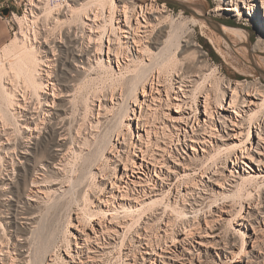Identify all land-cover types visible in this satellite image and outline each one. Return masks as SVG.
<instances>
[{
    "label": "rangeland",
    "instance_id": "rangeland-1",
    "mask_svg": "<svg viewBox=\"0 0 264 264\" xmlns=\"http://www.w3.org/2000/svg\"><path fill=\"white\" fill-rule=\"evenodd\" d=\"M48 2H50L49 4H51L53 8L56 5L54 0H48ZM59 2L63 5H61L62 9L67 5L63 10L67 12L68 4L73 1L60 0ZM150 2L151 0H134V7L140 10L141 5L145 6ZM155 3L166 5L167 11L163 13L165 15L163 18L166 19L164 21V26L167 25L171 30L174 29L175 26L177 28L180 26V28H178L179 30L177 28L174 30V32H176L177 29V33L179 32L180 34L189 29L188 31L192 32V35H194L192 39L195 38L194 40L198 43V48L202 52V61L197 63L205 65L203 67L204 77L202 76L198 81L196 79L195 85L190 86L194 88H188L189 90L192 89L191 97H193V92L198 96L197 105L193 103L194 112L188 109V112L190 111L192 116L194 115L193 122L196 112L199 113L200 109L204 108V94L200 95L201 90L204 89L203 85H200L201 82H205V85L209 87L210 95L214 100H217V98L221 96L222 88L229 82L240 81L243 82L244 85L261 86L264 89V9L261 7L262 0L256 1L254 10L243 7L244 4L241 3L242 14L240 17L230 14L229 11L225 9L219 12L213 10L219 4L227 6L229 3L227 0H156ZM107 7H109L108 3ZM36 11L41 13L40 9H36ZM21 13L22 9L20 8L19 15H21ZM108 14L109 11L105 10V14L103 16L101 15L102 17L100 16L101 18L95 22L87 18L85 19V14L83 13H80V15L71 14V16L61 14L59 15L60 21L53 20L54 17L52 16L56 14L50 15L49 18L47 15L46 19L40 17L42 19L39 18L40 21L37 22L39 23V28L35 27V29L39 30V34L33 31L34 28H32L31 22L27 20L22 21L23 24L21 28L17 23L11 22V24H9L6 20L0 18V32L4 31L6 34V38L3 43L0 44V60L4 63L5 67L8 68L0 84L5 83V86L8 88L10 87V89L6 87L9 91H19L16 92V98L18 99L15 98L13 107L12 104L10 105L9 102L6 101L8 96L0 92V110L2 108L1 112L4 110L6 112V115H3L5 112H3V114L1 113L3 118L0 119H2L3 123H9V125H7L10 127L9 130L13 138L19 141L21 146L26 145L30 148H32L35 141H41L43 132L47 129L51 121L59 123L60 126H65L64 131L66 133V136L64 135L65 137L56 134V138L59 139L62 137L65 138L64 141L66 140L64 144L65 157L61 160L58 159V162L56 161L55 168H53L52 165V170L54 171L48 172L49 177L48 173L44 172L34 175L39 182L35 185H31L34 189L32 193L35 194V196H33L35 200H32L33 206L30 208V211H32L31 215L33 216L30 221H27L28 223H18L16 226L19 228L12 224L10 217L12 216L10 209L11 197H15L16 199L17 196L9 192V188L4 181H11L12 178L16 179V172L18 171L17 164L23 162H19L21 159L17 150L9 149V151L5 152L2 145H0V153L2 154L1 156H3V158L0 157V245L4 246L3 248L5 250L3 254L0 255V264H2V257L6 259L5 264H12L14 256H16L18 262L16 254L19 250H15L13 246V241L17 238H21L20 241L22 240V242H24V247L21 251L22 257H24L22 264H133V259H138V264H142V255L145 253L148 246L147 244L152 243L153 246H156L158 244H165V240H167V243H171V238L169 236L173 234V231L183 228L184 222H192L194 213L191 211V206L196 200V202L199 203L193 205L201 210L203 209L202 211L200 210L198 214V220L201 223L200 227L206 226L204 220L206 216L209 219L208 221L212 223L213 228L212 230L208 229V235L202 238V244L194 242L193 246L190 245L191 253L194 255L192 260H194L196 264L199 262V258L201 262L198 264H241L240 259L248 252L251 255L252 253L250 252L253 251V245L261 244L264 238V215L258 213L255 218L250 219L252 225L246 223L247 220L244 218L242 220V217L247 215L249 209H252L251 206L255 205V202H253L249 207V202L251 201L252 203L257 197H263L264 195V172L261 174L258 173L260 177H257L256 180L244 181L242 179L243 176L245 174L247 175V172L251 169L244 166L247 169V171L244 172V167L240 163L241 165L239 164L237 168L239 172H236V174L240 176L236 177L231 185H229L230 181L228 180L227 183H225L227 188L223 189L218 185L211 184L209 175L213 174V170L215 171L217 167H219L221 173L224 172V174L229 175L230 169L234 166L235 157L232 156L233 152L238 151L239 154L241 153V151L237 149L238 147H242V145L240 144L234 147V142H232L231 139L228 141V145L223 144L221 141L217 144V140L213 139L215 149L212 145L205 156H203L201 145L198 146V153H196L199 155V158L195 157L196 153H194L190 146H186L185 151L188 153H182L181 151L183 154L182 159L186 163H189L194 169L187 170L188 172L186 171V173H189L187 175L184 174L185 169L183 167L179 168L180 175L182 174L181 176L179 175L180 177L172 174L171 185L161 188L162 192L158 189V193L152 195L151 198L148 197V199H145L148 203L146 202L142 208L137 207L136 210L133 209L134 212L119 207V210L115 211V214H118L116 216L114 213L110 212L114 210L107 211L110 203L108 207L105 202L101 203L102 199L103 201L107 199L108 192L112 188V183L109 182V180L107 181V179H109L107 176L110 174L114 180L116 174V179L120 175L115 164L117 157H120L119 154L124 157L132 155L133 148H129L131 141L138 143V145L140 143L137 134L139 121L135 116L139 115L141 108L137 105L138 102L135 100L141 101L144 99V96L142 95L141 89L138 93H134L133 89H135V87L133 88V85H141L149 76L151 77L154 75L153 77H156L154 81H156V85L160 86V89H162L161 93L165 98L166 89H171V70L177 65L180 66L181 63H187V65H191L192 63L193 65V58L191 59L190 57L192 56L188 54H191L190 51L192 49L194 50V47H189L188 49V47L185 48V46L182 45L183 47L180 46L179 49L166 51L165 53L167 54L164 53L162 55L164 58L162 57L159 59L158 57H160V55H158V57L151 56L149 57L150 59L145 57V63H133L129 61V67L123 65L121 66L122 68L118 65L115 57H112L113 61L109 63L107 61V54H105L104 50V52L100 54V56L103 57L102 59H104V61H100L101 64L97 59L99 57L98 53H96L97 45L100 42L98 40L99 36L101 37L104 26L107 31H112V23L116 24L115 22L110 23V18L106 16ZM79 16H81V18ZM170 20L173 26L170 25ZM81 21L83 22L81 23ZM25 22H29V24ZM84 22L86 23L83 24ZM76 23L79 24L76 25ZM152 23L155 29L158 26L157 22L153 21ZM98 24L101 25L100 28H98ZM80 27L81 29L79 31ZM182 27L184 28L182 30L183 32L180 30ZM82 28H84L86 33V48L91 50L88 57L86 56V67L88 69L86 68V74L81 76L78 83L80 86L77 85L72 91L74 98L71 97V100L67 102L63 100L64 97L60 99V101L62 100L61 102L66 104L68 111L53 118L41 111L47 107V105H43L47 94L52 93L51 89L53 83H55L53 71L56 72L60 66L56 59H54L58 57V55H53V49L57 51L58 45L61 44L68 46L70 42L67 35L70 33L73 37L77 35V37H79ZM234 30L239 31L235 32ZM18 31L22 32V34L25 32L27 34L26 36L30 34L29 36L31 39L26 36H24V40L26 41H21L19 39L21 42H25L22 43L24 44L22 46L29 45V48L34 51L35 55L42 58L38 65H36L37 69L40 71L36 74V79L40 78L44 84H42L43 87L41 85L38 90L39 94L34 93L36 91L34 86H32V83L26 78L27 73L24 72H26L25 70L27 69L24 68L25 66L22 65L21 62H17L18 58L16 57L21 55L20 47L22 48L21 50H23V47L19 44L21 42L16 38V33H18ZM100 31L102 33H100ZM35 33H37L38 37L36 38L39 39L41 43L35 40ZM21 37L23 36H20V38ZM55 39H63V43H56L54 42ZM29 40L31 42L33 41V43ZM45 40L48 45L45 43ZM82 41L83 39L80 40L79 43ZM55 44L57 46H55ZM8 46H10V48ZM13 47L14 52H12L13 50H7L8 48L13 49ZM16 48H18L20 52H18ZM45 50H48L49 57H47V52H45ZM193 50L192 53L194 54ZM57 53H59V51ZM12 54H14V56H11ZM10 56L13 58H10ZM11 61H16L18 64L21 63L20 65H16L15 62H13L18 66L15 67V69L19 72H16L12 67L14 64H12ZM166 62L172 66L170 67ZM147 63L149 65H146ZM22 66L25 70L21 69ZM34 66L35 64L33 67ZM161 69L163 70L164 78L162 84L158 85V70ZM22 70L23 72H21ZM46 70L48 71L46 72ZM26 80H28V82ZM23 81H25V83ZM29 85L31 87H29ZM24 87L28 89H26L27 93L25 92L26 99L25 97L23 99L22 94ZM56 87L58 88V86ZM147 88L150 89V86L147 85ZM33 89L34 91L32 92ZM170 93L173 95V91H170ZM4 94L5 96H3ZM1 99H4L3 102ZM39 100L43 103L41 104ZM16 101L22 103L28 102L27 104L29 106L30 103H33L30 107H34L31 109L41 114V120L38 119L40 126L38 130L31 132L32 134L27 131L23 116H20L21 110L24 107H21L20 104H16ZM57 101H59V99ZM159 102L158 99L153 102L152 99L148 100V103H151L149 109L146 107V104L143 103L146 109L144 112L145 120L149 122L148 126L156 129L155 132H152L150 137L152 144L149 143L158 156L163 153L164 145H166L165 143H169V145L166 146L170 148L171 145V151L176 152L174 147L177 143L175 140L176 133L170 115H178L173 108L169 109L166 106L164 108L163 106L159 107ZM260 102L261 100L259 103ZM131 108H135L136 115L130 111ZM162 108L166 113L170 114L163 116ZM34 109H39V111ZM127 110H129V112ZM42 116L44 119H42ZM245 118V121L248 122L249 114H247ZM61 121H64V125ZM2 122L0 121V132L3 129L2 125H4ZM19 123L23 125L20 126ZM32 125L33 127L35 126L34 124ZM248 127V123L243 127L245 133L243 140L247 138L246 133L248 132ZM188 129H190V127H188ZM141 131L144 134V138L147 140L146 132L143 129ZM255 131L256 128H254V132ZM181 138H183V136H181ZM255 138L257 139V134ZM147 141L143 143V146ZM169 141H171L172 144ZM235 143L239 144L240 142L236 140ZM157 144H160L161 148H159ZM219 145L221 146L220 149L218 148ZM247 147H250V143H247ZM116 150H118V153H116ZM36 153L35 156L44 163L43 165H45V168L51 170V165L49 166L48 163V160L53 157L51 152L44 146H38ZM164 155L169 158L170 153L167 154L166 152ZM245 160L248 165H252V167L255 166L249 159L246 158ZM216 163L218 165H216ZM256 171H258V169H256ZM253 173L254 171L252 174ZM215 177L218 176L216 175ZM14 179L12 180L15 181ZM28 182L32 184L31 176ZM197 184L198 188L196 186ZM204 184H207V189L203 191L202 187ZM121 190H123V188ZM116 193L120 196V190H116ZM119 198L120 199H117L121 200V196ZM152 200L156 202L151 203ZM20 203L22 206L23 202ZM126 203L128 205V201H126ZM115 204L117 205V202H115ZM241 205H244L242 216L237 215ZM221 206L225 207L222 212H219V207ZM152 212L155 213V215H151ZM210 212L211 214L213 213V216H210ZM113 214L117 218H110L113 217ZM220 214L221 216H219ZM247 217L248 216H246V218ZM123 218L129 224L126 222L127 227L121 225L118 227L116 226L119 230L118 234L112 231L110 234L108 233V235H101L100 242L96 241L86 244L85 236L87 232L93 236L92 240L95 241L94 238L96 237L93 233V226L101 229L102 226L105 227L108 224L111 226V219L115 224L121 219L125 222ZM254 227H256L255 229L257 230L258 236L257 234L255 235L256 230ZM197 230H199V228H197ZM197 230L195 229L194 232ZM200 230L203 229L201 228ZM195 236H197V234ZM199 239L200 238H198V240ZM256 248L258 249V245ZM225 249H228L227 253ZM157 250L158 253L163 252V250L158 247ZM191 253H186V257H184L186 264H191L189 260ZM255 254L256 255L252 258L257 259V264H264V253ZM244 258L245 261H243L242 264H247L248 257ZM179 264H182V262Z\"/></svg>",
    "mask_w": 264,
    "mask_h": 264
},
{
    "label": "bare ground",
    "instance_id": "bare-ground-1",
    "mask_svg": "<svg viewBox=\"0 0 264 264\" xmlns=\"http://www.w3.org/2000/svg\"><path fill=\"white\" fill-rule=\"evenodd\" d=\"M39 1L40 2L31 1L30 4L33 7L40 9L41 13H39L38 11L35 12L33 10V12L29 16L28 15L20 16L17 14L14 15L13 20L16 23H18L19 26H21V28H22V24H23L22 21L23 20H27V21L31 22L32 26L38 27L39 23H37V22L40 21V19H42L40 17H44L46 19L47 15L49 18L50 15H52V14H56V15L55 16L53 15L52 17H54V19L53 18H51V19L60 21L59 15H61V14H63V15L67 14V16L68 15L71 16V14L72 15L73 14L74 15L75 14L80 15V13H83V14H85V17H84L85 19L87 18V19L95 22V21H98L99 18H101L105 14V10L109 11V14L106 16H108L110 18V20H111L110 23L115 22L116 24L112 23L113 24L112 31H109V30L107 31L105 26H104V31L102 30L103 33L100 31V33H102V34H101V37L99 36L98 40L100 42L97 45V52H96V53H98V56H99L97 58L99 62L104 61V59H102L103 57L100 56V54H102L104 52V50H105V54H107V58H108L107 61L109 63H111L113 61V58L115 57V59H117L118 65L121 67L123 65L128 66L129 61L133 62V63L134 62H136V63L142 62L143 63L145 57H148V59H150L149 57H151V56L158 57V55H160V57H158L160 59L163 57L162 55L166 51H170L173 49H179L180 46H182V45L185 46V48L188 47V49H189V47H194V50L191 48L193 50L194 54L192 53V50L190 51L191 54L190 53L188 54V55L192 56V57L189 56L191 59L193 58V65H192V63H191V65H189V64L187 65V63L186 64L181 63L180 66L177 65L176 67H174L171 70V72H170L171 73V80H170L171 89L170 88L166 89V97L165 98H164V96H162V93H161L162 89H160V86H157L156 81H154V80H156V77L155 78L153 77L154 75H152L151 77L149 76V78L144 80V82H142L141 85L134 86L132 84L133 88L135 87V89L131 88L134 90V93H138V91L141 89L142 95L144 96V99L141 101H138L137 99L135 100L136 102H138L137 105L141 108L139 115L135 116L136 119H138V121H139L138 127H137V134L139 136L138 140L140 141V143L138 145V143L131 141L129 148L130 147L133 148L132 155H127V157H124L121 154H119L120 157H117L115 164L117 166V170H119V172H120V175H119V177H117V179H116L117 174L114 176V180L112 179V176H110V174L108 176L106 175L109 178V179H107V181L109 180V182L112 183V188L108 192L107 199H105L104 201L102 199L101 203L105 202L107 207L110 203L111 206L109 205V208L107 209L108 212H109V210H114V211H110V212L115 214V211H118L119 207L125 208L124 210H127V211H128V209H129V211H133V209L136 210L137 207L142 208L146 204V202L148 203V201L145 199H148V197L151 198L152 195H155V193H158V189H160V191H161L162 190L161 188H164L165 186L171 185L172 174L178 175V176L180 175V169L179 168L183 167L185 169L184 174H187V175L189 174V173H186L187 170H193L194 169L193 167H191L189 165V163H186L182 159L183 158L182 153H186V154L188 153L185 151L186 146H190L192 148V150L194 151V153H196V152L198 153V149H199L198 146L201 145V149L203 150V156H205L206 152L208 151L209 148L212 147V145L214 148V144H213L214 140L213 139L217 140V144L219 141H221L225 145H228L229 144L228 141L231 139V141L234 142V144H233L234 147H237L240 144L242 145V147H240V148L238 147V149H237V150L241 151L240 154L238 153V151H235L232 154V156L235 157V160H234V166L230 169V174L229 175L224 174V172L221 173V169L219 170V167H217V169L215 171L213 170V174L209 175V181L211 182V184L218 185L219 187H221L223 189L227 188L225 186V183H227L228 180L230 181L229 185H231V183L234 181V179L236 177L240 176V175L238 176V174H236V172H239L237 168H238V165L240 163L243 165V167L247 166V168L251 169L250 171L247 172V175L244 173L245 175L242 178L244 181L245 180L246 181L247 180L248 181L256 180L257 177H260V176H258V173L261 174L264 172V113H263L264 89L261 86H250V84L244 85V83L240 82V81L229 82L228 84L225 85L224 88H222L221 96L219 98H217V100L216 99L214 100V99H212V97L210 95L209 87H207L205 85V82H201L200 85H203L204 89L201 90L200 95L204 94V108L203 109L201 108L199 113L196 112L195 119L193 122L194 115L192 116L191 112L190 111L188 112V109H191L192 112H194L193 103H195L197 105V101H198L197 97L198 96L195 92H193V97H191L192 89L189 90L188 88H194V87H190V86L195 85L194 83L196 82V79L198 81L199 78H202V76L204 77V68L203 67L205 65L197 63V62L202 61L201 60L202 52L198 48L199 45H197L198 43H196V41L194 40L195 38L192 39L194 35H192V32L188 31L189 29L186 32H183L182 30L184 28L182 27L180 30L183 33L180 34L179 32L177 33V31L179 30L178 28H180V26H178V28H177L174 25L175 28L178 29V30L176 29V32H174L175 28L172 29L173 30L172 31L167 25L166 26L169 28V30L166 26H164L165 25L164 21L166 19L163 18V17H165V15L163 13L167 11L165 4H163V5L156 4L155 3L156 0H151L150 3H148L145 6L141 5L140 10H137L134 7V0H72L73 1L72 3L71 2L69 4L67 3L68 4L67 12H64L63 10L65 9V7L67 5L63 7L64 9H62L61 8L62 3L60 4V2H59V4H57V6L55 5L53 8L51 6V4H49L50 2H48L47 0H39ZM107 1H110V2H107ZM220 1H222V0H220ZM223 1H226V0H223ZM227 1L229 2L227 6H222V4H219L213 10L216 12H219V11H222L225 9V10L229 11L230 14H233V15L240 17V15L242 14L241 3L244 4L243 7L254 10L257 0H227ZM107 3L109 4V7H107ZM261 7L264 9V0H262ZM86 13H87V16H86ZM31 17L32 18L34 17L36 19H34V18L32 19ZM79 17L81 18V16H79ZM171 19H173V18H171ZM153 21H156L157 25H158L155 29H154L155 26H153V23H152ZM172 21H174V20H172ZM29 22H25V23L29 24ZM82 22L83 21H81V23ZM43 23H44V21H43ZM85 23L86 22H84L83 24H85ZM59 24H60V22H59ZM78 24L76 23V25H78ZM83 24H81V25H83ZM46 25H48V24H46ZM98 25H99L98 28H100L101 25L100 24H98ZM154 25H156V24H154ZM170 25H171V20H170ZM178 25H179V23H178ZM171 26H173V25H171ZM51 27H53V26H51ZM84 28H82L81 35L79 37H77L78 35L73 37L70 33L67 35L69 42H70V44L68 46L61 44V43H63V39H59V40L55 39V41H54L56 43L61 42L60 43L61 45H58L57 51L55 49H53V51H54L53 55H58V57H56L54 59H56V61L59 63L60 66L58 67L56 72L53 71L54 77H55L54 78L55 83H53V86L51 89L52 93L47 94V97L45 98V102H44L45 104L42 102L43 105H47V107H45L43 110H41L44 112V114H47L48 116H51L53 118H56L57 116L61 115L62 113H65L68 111L66 104H64V102H61L62 100L60 101V99L64 97L63 100H65L66 102L71 100L70 98L73 97V95H74L72 92L74 87L79 85L78 83L81 79V76L83 74H86V70L88 69L86 67V56L88 57L91 50L89 48H86V41H85L86 33H85ZM171 28H173V27H171ZM187 28H189V27H187ZM80 29H81V27L79 28V31H80ZM33 31H34V29H33ZM234 31L236 32L239 30H234ZM34 32H38V34L40 33L39 30H37V29ZM16 35H17L16 38H18V40L20 39L22 41L25 38L24 36H26L27 34L25 32H24V34H22V32L18 31V33H16ZM29 35L30 34H28V36H26V37L31 39ZM34 35H35V40L37 42L39 41L41 43V41L36 38V37H38L37 33H35ZM20 36H23V37H21L22 39L20 38ZM82 39H83V41L81 43H79L80 40H82ZM24 41H26V40H24ZM24 41L19 43V44H21V46L24 45V44H22V43H25ZM31 43H33V41ZM45 43L48 45L46 40H45ZM84 43H85V45H84ZM55 46H57V45L55 44ZM8 47L10 48V46H8ZM22 47H23V50H21L22 48L20 47L21 52L18 49L19 47L16 48V50H18V52H20V54H21V55H19V57H16V58H18L17 62L19 61L22 63V65L25 66L24 68H26L27 70L23 69V66L21 69L26 71V72H24V73H27L26 78L32 83V84L31 83L30 84L32 86H34V88L36 90L34 93L39 94L38 90L40 89L43 82H42V80H40L39 77H38L39 79H36V77H37L36 74L40 72L37 69L36 65H38L39 61H41L42 58L36 56L34 51H32L29 48L30 47L29 45L22 46ZM9 48L7 49L8 51L13 50L12 52H14V47H13V49H9ZM106 49H107V52H106ZM58 51H59V53H57ZM18 52H16V53H18ZM45 52H47L46 53L47 57H49L48 50H45ZM9 53H11V52H9ZM165 54H167V53H165ZM168 55H169V53H168ZM11 56H14V54H12ZM11 56H10V58H13ZM8 57H9V55H8ZM14 60H16V59H14ZM157 61H159V60H157ZM13 62H15L16 65L21 64V63L18 64L19 62L16 63V61H13ZM13 62L11 61L12 64H14ZM174 63H173V65H174ZM15 64H14V66L12 65V67L14 69H15V67H18ZM34 64H35V66L33 67ZM167 64H169V63H167ZM146 65H149V64L147 63ZM169 66H170V64H169ZM169 66H167V67H169ZM7 69L8 68H6L4 63L0 60V81L1 82H2L5 74L7 73ZM19 69H20V66H19ZM23 70L21 72H23ZM15 71H16V69H15ZM47 71L48 70H46V72ZM158 71L159 72H158L157 82L159 85V84H162L164 76H163V72H162L163 70L162 69L158 70ZM169 71H170V69H169ZM12 72H14V71H12ZM16 72H19V71H16ZM18 77H20V76H18ZM8 78H9V76H8ZM204 79H207V78H204ZM28 80H26V81L28 82ZM15 82H16V80H15ZM23 82L25 83V81H23ZM131 83H133V82H131ZM137 84H138V81H137ZM0 85H1L0 86V89H1L0 92L5 93L8 96L6 101H8L10 105L12 104V107H13V104H14V101H15V98L17 95L16 92H19V91L14 92L13 90H10V91L7 90L8 87L5 86L6 85L5 83L0 84ZM43 85H42V87H43ZM147 85L150 86V89L147 88ZM56 86H58V88ZM22 87H23V83H22ZM27 87H24V90L22 93L23 99H24V97L26 99L25 92H26ZM29 87H31V86L29 85ZM12 88H13V86H12ZM8 89H10V87ZM33 91H34V89L32 90V92ZM170 91L171 92L173 91V95L170 93ZM230 92H231V95H230ZM2 93H1V95H2ZM5 94L3 96H5ZM50 95H51V98H50ZM66 96H68V97H66ZM16 99H18V98H16ZM58 99H59V101H57ZM150 99H152V102L154 100L158 99L160 101L159 107L163 106V108H164L166 106L169 109L173 108V110L175 109V111L178 113V115H172V114L170 115L171 120H173V127H174L175 133H176V139L175 140L177 143L176 144L174 143L175 144L174 147H175L176 152L171 151V148H172L171 145H170V148L167 147L169 145V143H165L167 146L164 145L165 147H164L163 153L158 156V155H156L155 150L150 145V143L152 144V142L150 141L151 140V138H150L151 134L153 131L155 132L156 129H154V127L148 126L149 122L147 120H145L146 118H145V113H144L146 109L143 106V103H144V104H146V107H148V109H149V107H151V103H148V100H150ZM3 100H2V102H3ZM260 100H261V102L259 103ZM39 102H40V100H39ZM27 103H22L20 101H16V104H20L21 107L22 106L24 107L21 110L20 116H23L24 125L26 126L25 128L27 129V131H29L31 133V132H34L35 130H38V127L40 126L39 125L40 122H38V119L41 120V116H40L41 114L39 112L33 111L31 109L34 107L33 105H32L33 107H30L31 104H33V103H30V106ZM41 104H40V106H41ZM35 108H37V107H35ZM163 108H162L163 116L170 114V113H166V111L163 110ZM3 109H5V108H3ZM1 110H2V108H1ZM1 110H0V118H3L1 116V113L3 114V112H5V110L2 112H1ZM34 110L39 111V109H34ZM129 110H127V111L129 112ZM130 111H132L134 114L136 113L135 108H131ZM247 114H249L248 122L245 121V119H246L245 116ZM3 115H6V112ZM5 118H6V116H5ZM53 118H52V120H53ZM64 118H62V119H64ZM42 119H44L43 116H42ZM0 121L2 122V119H0ZM65 121H66V118H65ZM51 122L47 126V129L43 132V136H42L41 141H38V140L35 141L32 148H30L29 146H26V145L21 146L19 144V141H16V139L13 138V135L9 130L10 127H8L9 123H5V122L3 123L2 122L4 125H2L3 129L0 132V145H2L5 152L9 151V149L17 150V152L20 156V159H21L19 162H23V163L17 164V170H18L16 172L17 178H16V176H15L16 179L12 178L15 181H13L12 179H11V181L6 180L7 183L4 181V183L9 188V192L14 193L15 196H17L16 199H15V197L10 196L11 197L10 209H11V214H12V216H10V217H11L12 224H14L15 226L18 225V223H22V224H23V222L28 223L27 221L28 220L30 221L32 219L33 215H31L32 211H30V208H32V206H33L32 200H35L33 197V196H35V194L32 193L34 191V189L31 185H35L39 182V180H37L36 176H34V175H36L40 172H44V173L49 172L50 173L51 171H54L52 169L56 167V165H55L56 161L58 159L61 160L63 157H65L64 156V153H65L64 144H65L66 140L64 141L65 138H62V137L66 136L65 135L66 133L64 131L65 126L64 127L62 125L60 126L59 123H55L54 121H51ZM196 123H197V125H196ZM246 123H248L249 127H248V132L246 133L247 138L245 140H243V137L245 134L243 127ZM19 124H20V126L23 125L22 123H19ZM32 124H34L35 126L33 127ZM63 125H64V123H63ZM188 127H190V129H188ZM254 128H256L255 132H254ZM142 129L146 132V134H147L146 138H148L147 139L148 141L144 138V134L141 131ZM56 134H59L61 136L63 135V136L58 139V138H56ZM256 134H257V139L255 138ZM181 136H183V138H181ZM70 137H72V136H70ZM236 140H239L240 143L236 144L235 143ZM146 141H147L146 144H148V145L144 144V146H143V143ZM169 142H171V141H169ZM74 143H75V140H74ZM247 143H250L249 148L247 147ZM171 144H172V142H171ZM157 145H159V148H161L160 144H157ZM38 146H44L46 149H48L51 152V155H53V157L48 160L49 166L51 165L50 166L51 170L46 169L45 165H43L44 163L41 162L35 156L37 154L36 149ZM220 147L221 146L219 145L218 148L220 149ZM181 151H182V153H181ZM164 152L165 153L167 152V154L170 153L169 158L164 155L165 154ZM116 153H118V150H116ZM140 153H141V156H140ZM197 153L195 154V157L199 158V155ZM1 155L2 154L0 153V157L3 158V156H1ZM246 158L249 159L255 166L252 167V165L251 166L248 165L247 161L245 160ZM189 159H190V155H189ZM229 159H231V158H229ZM232 162H233V160H232ZM52 165H53V168H52ZM122 165H123V168H122ZM216 165H218V164L216 163ZM245 167L243 168L244 172L247 171V169ZM164 168H165V170H164ZM256 169H258V171H256ZM203 171L207 172L205 170H203ZM253 171H254V173L252 174ZM153 172H154V174H153ZM49 173H48V177H49ZM210 173H211V171H210ZM7 175H8V173H7ZM153 175L155 176V178ZM216 175L219 178L215 177ZM254 175H257V176H254ZM30 176L32 179V184H29V182H28ZM4 177H6V176H4ZM156 177H157V179H156ZM258 183H259V181H258ZM22 186H23V188H22ZM196 186L198 188V184ZM209 187H211V186H209ZM122 188H123V190H121ZM206 189H207V184H204L202 187V190L204 191ZM116 190H118V191L120 190L119 194L121 196V200H118V199H120L119 198L120 196L117 195ZM194 190H196V189H194ZM130 192L133 194H131ZM156 196H157V194H156ZM128 197H130V198H128ZM9 200H10V198H9ZM126 201H128V205H127ZM196 201H194L193 204L199 203ZM225 201H227V200H225ZM20 202H23L22 206L20 205L21 204ZM115 202H117V205L115 204ZM153 202H156V201L152 200L151 203H153ZM253 202H255V205L251 206L252 209H249L247 215L242 217V220L244 218L245 220H247L246 223H248L250 225H252V221H250V219L255 218L256 214L259 213V214L264 215V195H263V197H261V196L257 197V199L252 201V203L250 201L249 207H250V204H253ZM193 204L191 206V209H192L191 211L194 213V215H193L194 219L192 220V222L191 223L184 222L183 228L176 230V231H173V234L171 236H169L171 238V243H167V240H165V244L164 243L158 244L156 246H153L152 243L147 244L148 246L145 250V253L142 255V260H143L142 264H146V263H150V264H179L181 262H182V264H186L185 263L186 260L184 257H186V253H191L190 245L193 246L194 242L202 244V240H203L202 238L204 236L208 235V232H209L208 229L212 230V228H213L212 223L210 221H208L209 219L206 216L204 218V220L206 222V226L200 227L201 223L198 220V214L200 213L201 209L197 208ZM224 207L225 206L219 207V212L220 211L222 212ZM107 211H105V212H107ZM242 211L244 212V205H241V208H239L237 215H241ZM114 214H113V217H110V218L114 219L118 215V214L117 215L115 214L116 216H114ZM151 215H155V213L152 212ZM211 215L213 216V213L211 214V212H210V216ZM219 216H221V214ZM246 216H248L249 218L247 217L248 218L247 219ZM118 217H120V216H118ZM149 218H150V216H149ZM153 219H155V218H153ZM21 220H23V221H21ZM263 220H264V217H263ZM111 221H112V219H111ZM111 221H110L111 226L108 224L105 227L102 226L101 229L95 228V226H93V228H92L93 233H94V236L96 237V238H94L95 241L92 240L93 236L87 232V234L85 236L86 239L84 238L86 241V244L91 243V242H96V241L100 242V239H101L100 236L101 235H103V236H105L104 234L108 235V233L110 234V232H112V231L118 234L119 230H118V228H116V226L118 227L121 225V226L125 227L126 222H127V221H125V219H124L125 222H123V220L121 219L115 224L113 223L114 221H112V222ZM16 227L19 228L18 226H16ZM197 228H199V230H197ZM201 228L203 230H200ZM255 228L256 227H254V229ZM195 229L197 230L196 231L197 233L194 232ZM146 232H148V231H146ZM196 234H197V236H195ZM256 234H257V230L255 231V235ZM257 236H258V234H257ZM19 237H21V236H19ZM109 237H110V235H109ZM167 237H168V235H167ZM198 238H200V239L198 240ZM20 239L21 238H17L13 241L14 242V245H13L14 249L19 250V251L16 254L18 262L16 260V256H14L12 259V261H13L12 264H22V261L24 259V257H22V252H21L22 248L24 247V242H22V240L20 241ZM1 240H2V238H1ZM257 245H258V249L256 248ZM3 247L4 246L0 245V252H1L0 255L3 254V251H5ZM157 247L159 249H162L163 252L158 253ZM225 252L227 253L228 249H225ZM250 253H252L251 254L252 256L249 254V252L244 256V257H248L247 264H252V262H253V264H257L258 263L257 259H253L252 257L256 255L255 253H257V254H263L264 253V238H263L261 244H256V245L254 244L253 245V251H251ZM193 256L194 255L191 253L190 258L189 257L188 258L191 261V264H196L194 262V260H192ZM226 257H228V256H226ZM244 257H242L241 259L239 258L241 264L243 263V261H245ZM133 260H134L133 264H138V259H133ZM5 261H6V259H4L2 257L1 258L2 264H5ZM198 261L201 262L200 258ZM200 264H202V263H200Z\"/></svg>",
    "mask_w": 264,
    "mask_h": 264
},
{
    "label": "built area",
    "instance_id": "built-area-1",
    "mask_svg": "<svg viewBox=\"0 0 264 264\" xmlns=\"http://www.w3.org/2000/svg\"><path fill=\"white\" fill-rule=\"evenodd\" d=\"M31 1L40 2L39 0H8L5 5L0 4V16H1V18L6 20L7 23L11 24V22L12 23H16L13 20V17H14L15 14L19 15V9L20 8L22 9V13H21L20 16H26V15L29 16L33 12V10L35 12H37L36 9H38V8L33 7L32 5H30ZM54 1H55L56 5H57V4H59L60 0H54ZM23 5H24V7H23ZM4 6L9 7V9H10V12H9L8 15H4L2 13V9H3ZM32 28H34V31L36 30L34 26H32ZM37 28H39V26Z\"/></svg>",
    "mask_w": 264,
    "mask_h": 264
},
{
    "label": "crops",
    "instance_id": "crops-1",
    "mask_svg": "<svg viewBox=\"0 0 264 264\" xmlns=\"http://www.w3.org/2000/svg\"><path fill=\"white\" fill-rule=\"evenodd\" d=\"M8 0H0V4L5 5ZM1 18V16H0ZM3 19V18H2ZM12 28V26H11ZM6 38L5 32H0V44L3 43L4 39Z\"/></svg>",
    "mask_w": 264,
    "mask_h": 264
},
{
    "label": "water",
    "instance_id": "water-1",
    "mask_svg": "<svg viewBox=\"0 0 264 264\" xmlns=\"http://www.w3.org/2000/svg\"><path fill=\"white\" fill-rule=\"evenodd\" d=\"M169 1H172V0H169ZM173 2H174V1H173ZM175 3H178V2H175ZM9 12H10L9 7H4V8L2 9V13H3L4 15H8Z\"/></svg>",
    "mask_w": 264,
    "mask_h": 264
}]
</instances>
